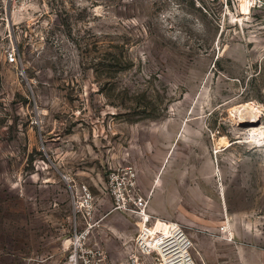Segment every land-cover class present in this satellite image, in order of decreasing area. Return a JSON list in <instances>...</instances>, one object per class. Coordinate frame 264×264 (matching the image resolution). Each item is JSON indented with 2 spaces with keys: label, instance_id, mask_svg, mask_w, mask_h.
Segmentation results:
<instances>
[{
  "label": "rangeland",
  "instance_id": "374dc122",
  "mask_svg": "<svg viewBox=\"0 0 264 264\" xmlns=\"http://www.w3.org/2000/svg\"><path fill=\"white\" fill-rule=\"evenodd\" d=\"M241 2L0 0V264H64L78 231L126 264L114 189L198 264H264V134L236 115L264 123V0Z\"/></svg>",
  "mask_w": 264,
  "mask_h": 264
},
{
  "label": "built area",
  "instance_id": "2783aa9c",
  "mask_svg": "<svg viewBox=\"0 0 264 264\" xmlns=\"http://www.w3.org/2000/svg\"><path fill=\"white\" fill-rule=\"evenodd\" d=\"M117 202L135 205L138 232L134 237V248L129 251L126 264H198L194 255V242L185 227L177 221H166L149 234L156 226L157 218L146 211L140 200L127 201L121 192L114 189ZM106 250L98 242H92L87 232H75L71 249L64 264H109Z\"/></svg>",
  "mask_w": 264,
  "mask_h": 264
},
{
  "label": "bare ground",
  "instance_id": "6f19581e",
  "mask_svg": "<svg viewBox=\"0 0 264 264\" xmlns=\"http://www.w3.org/2000/svg\"><path fill=\"white\" fill-rule=\"evenodd\" d=\"M241 3H243L245 11H248L250 9V0H242ZM237 111H238V113H240V116H239V114H236L237 118H238L239 125L240 124H246L245 126L248 127L247 130L249 131L248 135H249V137L252 138V140L255 139L256 134L258 133V130H260V133L264 134V130H262V129H264V123L261 124L260 117H258V115L255 111V108H252L249 105H243V106H240L237 109ZM241 114L242 115L244 114L245 116L243 117ZM259 123L261 125L258 127H255L256 124L259 125ZM165 222L166 221L157 220L156 226H153L154 230L161 225H165L166 224Z\"/></svg>",
  "mask_w": 264,
  "mask_h": 264
}]
</instances>
